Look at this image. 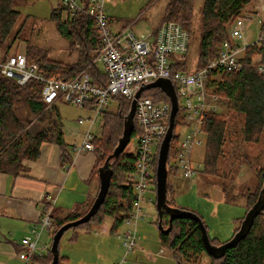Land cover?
Segmentation results:
<instances>
[{
    "label": "trees",
    "instance_id": "obj_1",
    "mask_svg": "<svg viewBox=\"0 0 264 264\" xmlns=\"http://www.w3.org/2000/svg\"><path fill=\"white\" fill-rule=\"evenodd\" d=\"M247 1L204 0L201 9L198 65L196 64L195 68H201L215 56L221 41L224 39H221V37L224 34L226 23L233 21L241 13L240 9ZM19 3H21V0H0V48H2L19 17V12L15 9ZM192 5L193 0H168L160 22L165 20L178 21L191 35ZM63 10L64 8L59 3L52 9L49 18L54 23L56 30L69 41L70 46L79 48L78 46L82 45L84 50L82 52L78 51L77 61L65 63L51 60L48 58L46 50L32 44H28L26 47L25 55L28 61H36L39 71L45 76L59 74L65 79H72L84 70L91 76L95 84L104 85L106 75L99 70L95 62H92L93 56L90 55L91 51H95V54H97L98 49V38L93 20L82 14L62 19ZM261 44L264 63V39H262ZM256 47V45H252L245 48L244 53L247 57L243 60L244 66L241 70L214 72L221 76V79L216 80L213 76V79L207 81V89L218 96L219 102L222 99L226 102V113L219 114L210 111L204 116L202 131L206 134V146L201 173L214 174L216 172L218 158L224 151L226 141L231 140L228 138L235 136L236 126H239L238 132L241 136V142L245 146L246 155L254 153L256 150L261 152L259 148L263 146L264 142V71L260 72L249 64V56L255 51ZM183 56L179 61L175 60L173 69L186 70L182 60ZM5 57L4 53L1 59L3 60ZM41 86L42 83L33 78L25 84L19 85L14 79L0 74V173L11 177L19 175V172L24 169L22 161L37 159L40 153V144L43 142H54L62 148L61 163L70 160L68 150L66 151L64 148L66 144L63 140L60 115L54 105L46 108L40 95ZM144 95L153 96L157 100H168L165 94L156 91H150ZM117 98L121 101V107L114 113H103L101 136L99 139H93L95 164L91 176L95 175L97 179V190L99 186L98 167L103 164L116 146L121 135V133L119 135L120 130L122 132L123 118L130 108V101L122 97ZM20 103H25L32 114L38 115L40 122L38 127L26 126L18 118L15 108ZM235 117L239 121L234 122ZM175 123L176 118L174 126ZM137 133L138 129L134 120L131 136L137 135ZM178 137L179 135L173 134L170 141L167 175L170 169L172 171L177 170L170 160L175 155L176 139ZM109 146H112V148L107 151ZM254 160L256 161V156ZM109 162H113V158ZM156 162L157 155L153 162L154 185ZM133 163L134 157L132 154L124 151L119 154L112 165V169L115 170H113L104 201L87 223L76 227L83 228L91 223L99 225L105 217H109L112 219L110 231L116 232L122 222L127 219L132 207L133 192L126 183L125 175L131 169ZM258 174L261 179L260 187L255 193L248 196L249 203L246 211L257 200L264 184V167L258 170ZM168 188L170 189L169 185L167 186V199L170 196ZM94 197L87 204L80 205L77 210L66 214L65 217L50 214L49 233L53 236L60 226L82 216L90 207ZM170 201L167 200L168 205L174 206ZM161 224L164 228L168 227V214L164 210L162 211ZM159 242L161 247L166 246L169 248L178 264H191V259L203 252L206 253L198 224L195 220L189 218L174 219L168 233L159 230ZM210 242L215 245L221 244L212 240ZM210 258V264H264V209L255 216L252 226L244 238L235 246L228 248L223 256L217 259L211 256ZM51 259L52 254L49 248V251L41 256L34 255L32 263L48 264ZM67 259L68 257L59 255L57 264H65L64 262Z\"/></svg>",
    "mask_w": 264,
    "mask_h": 264
},
{
    "label": "rangeland",
    "instance_id": "obj_2",
    "mask_svg": "<svg viewBox=\"0 0 264 264\" xmlns=\"http://www.w3.org/2000/svg\"><path fill=\"white\" fill-rule=\"evenodd\" d=\"M167 2L168 0H105L104 10L106 14L116 17L120 23H127L128 25L130 22L136 21L131 26L132 31L137 34H143L151 28L152 22L157 21L161 17ZM203 2L204 0H193L188 51L182 58L185 64L184 68L187 71H192L196 64L198 65L197 56ZM58 4L59 0H21V3L15 7L19 12V17L2 48H0V59L4 53L6 56L16 52L24 53L27 45L32 44L46 50L47 56L51 60L65 63L77 61L78 51L82 52L84 50L82 45L78 46L80 49L70 46L69 41L56 30L54 23L49 18L52 9ZM240 10L241 13L238 16L244 19L245 30L243 38L236 39V41L241 44L243 42L255 43L261 24L264 23V0H248ZM64 18L65 14L63 12L62 19ZM233 21L226 23L221 39L228 38ZM111 27L114 28L115 24H112ZM256 46L255 51L249 56V64L257 70L264 67V63L261 42L260 45ZM90 55L93 56L92 62L95 60L96 66L103 72L102 64L96 61L97 54H95V51H91ZM246 57L247 55L245 56L243 51L240 54L242 62H244L243 60ZM214 79L220 80L221 76L216 74ZM150 91L165 94L158 87L146 89L144 93ZM120 104L121 101L118 98H112L104 111L114 113L121 107ZM225 105L226 102L223 99L220 100L217 104L216 113L225 114ZM55 106L61 117L62 128L67 131V143H69V140L70 142L72 140L78 142L77 129H75L76 121L79 117L85 116L88 111L63 102H58ZM181 111L182 109L178 107L175 117L176 123L173 129L174 135H180L176 139V147L177 141L186 133L185 126L182 124ZM15 113L26 126L38 127L40 124L38 115L32 114L25 103L18 104L15 108ZM101 121L103 122V115L97 118L92 128L93 133L98 134ZM236 121L239 120L235 117L234 122ZM236 127L235 136L228 138L231 140L226 141L225 148H223L224 151L218 158L214 174L201 173L206 146V134L203 132L201 134V143L195 144L191 154L192 162L199 165L197 176L185 178L179 170L172 171L171 169L167 175V186L169 185L170 187V189L168 188L170 196L167 200H171L170 202L175 207L190 210L200 216L210 240L219 243L229 240L234 231L239 228L249 203L248 196L255 193L260 187L261 179L258 170L264 167V142L263 146L259 148L261 152L256 150L254 153L246 155L245 146L241 142V136L238 132L239 126ZM120 133L121 130L119 135ZM96 136V139H99L101 134ZM135 141L136 134L130 137L128 145L125 146L123 151L133 153ZM111 148L112 146H109L107 151H110ZM91 154L90 156H92ZM255 156L256 161L254 160ZM174 157L170 160L171 163ZM46 193H49L53 199V192L50 189ZM149 198H151V201ZM144 201L142 208L143 212L146 213V217L139 219L137 222L135 221V226L131 224L133 219L128 224L126 223L128 221L127 217L115 233L107 230L110 225L109 219H106V223L101 227L90 224L83 228L76 227L75 230L72 228L66 230L58 243L59 255L68 257L64 263L178 264L177 259L173 257L169 248L166 246L161 247L159 242V228L156 224L157 210L154 204V184L147 187ZM54 209L51 214L59 217L66 216L67 210L60 208L59 201ZM13 224L14 221H4V219L0 218V264H15L14 259H12L14 256L12 240H20L21 233L16 232L17 229L13 228ZM127 230L130 233L135 231L136 236H138V238L136 237L134 248L130 251H126L122 236L118 237V234H122ZM41 234L38 245L45 246L44 253H46L49 251L52 235L51 233L48 234L47 227L43 229ZM190 262L191 264H210L211 258L207 252H203L191 259Z\"/></svg>",
    "mask_w": 264,
    "mask_h": 264
},
{
    "label": "built area",
    "instance_id": "obj_3",
    "mask_svg": "<svg viewBox=\"0 0 264 264\" xmlns=\"http://www.w3.org/2000/svg\"><path fill=\"white\" fill-rule=\"evenodd\" d=\"M104 2L105 0H59L64 8L65 18L82 14L93 20L98 38L96 61L103 66V73L106 75L104 85L95 84L84 70L72 79H65L59 74L45 76L39 71L36 62L28 61L25 52H16L0 59V74L14 79L19 85L31 78L41 82L40 95L46 108L63 102L88 111L85 116L77 119L79 125L86 126L79 141L71 144V150L77 154L93 151V139L101 134L103 122L99 125L98 134L93 133L92 128L97 118L105 112L110 99L122 97L130 102L135 99L134 120L138 133L134 152H126L133 155L134 163L125 175L126 183L133 192L127 222L133 219L135 226V221L146 217L142 208L144 194L147 187L153 184V162L167 131L171 110L169 99L157 100L153 96L144 95L146 89L136 98L137 91L142 85L158 78L170 80L178 107L182 109L180 115L186 129V133L178 141L172 165L185 178L197 176L199 165L191 160L192 149L202 141L205 114L216 112L219 102L218 96L207 89V81L213 79L214 74L219 71H239L243 68L244 62L240 59V54L248 46L260 45L264 39V23L261 24L255 43L241 44L236 39L243 38L245 24L244 19L238 16L232 23L228 38L221 41L215 56L203 67L187 71L173 69L175 60L179 61L188 51L189 33L180 22L165 20L143 34L132 31L130 26L133 22L115 31L110 26ZM258 70L263 72L264 67ZM51 211V207H47L39 224L33 225L29 234L22 237L23 251L16 255L15 264H33L34 255L44 254L45 246H39L38 242L42 230L50 226ZM119 236L123 238L126 251L134 248L136 237L138 238L135 231L130 233L127 230L118 234Z\"/></svg>",
    "mask_w": 264,
    "mask_h": 264
},
{
    "label": "crops",
    "instance_id": "obj_4",
    "mask_svg": "<svg viewBox=\"0 0 264 264\" xmlns=\"http://www.w3.org/2000/svg\"><path fill=\"white\" fill-rule=\"evenodd\" d=\"M107 15L110 19V26L115 24L114 28L111 27L113 30L118 31L127 25V23H120L116 17L108 13ZM160 18L152 22L151 28L147 32L157 26ZM85 128V125L77 123L75 129H77L78 139H80V135ZM62 132L63 140L66 144L64 148L66 151L68 150L70 155L69 161L61 163L63 150L58 144L43 142L40 144V153L37 159H25L22 161L24 169L19 172V175L11 177L0 173V218L4 219V221H14L13 228L17 229L16 232L21 233L20 240H12L14 250L12 259H14V263H16V255L23 251L22 237L29 234L33 225L39 224L47 207H52L51 210H55V205L59 201L60 208L67 210L66 214H68L77 210L80 205L90 202L96 194L97 179L95 175L91 176L95 164L93 151L74 153L71 150V144L76 140L71 142L69 140V143H67V131L62 128ZM90 153H92V156H90ZM73 165L74 167H72ZM48 189L53 192V199L49 193H46ZM43 191L45 192L44 194ZM106 219L110 220L107 230L111 232L112 219L109 217H105L99 225L94 223H91V225L101 227L106 223ZM126 223L128 224L129 222L126 221ZM131 224L133 223L131 222ZM48 234H50L49 230Z\"/></svg>",
    "mask_w": 264,
    "mask_h": 264
},
{
    "label": "water",
    "instance_id": "obj_5",
    "mask_svg": "<svg viewBox=\"0 0 264 264\" xmlns=\"http://www.w3.org/2000/svg\"><path fill=\"white\" fill-rule=\"evenodd\" d=\"M151 87H158L160 90H162L171 103L169 125L158 149V156L155 169V205L158 217V228L161 232L168 233L171 229L172 221L174 219L189 218L195 220L200 230V237L204 244L205 251L212 258L217 259L223 256L228 248L235 246L242 238L247 235L252 226L255 216L261 211H263L264 184L260 190L257 200L246 211L239 228L233 233L231 238L219 245L211 243L206 232V227L201 218L196 213L190 210H184L175 206L168 205L167 203V159L169 145L173 135L174 121L178 111V105L174 87L171 84L170 80L166 78H158L151 83L142 85L135 95L136 98L140 95L141 91H143L144 89H149ZM134 111L135 99L130 102L129 111L123 118L122 132L117 140L116 146L114 147L112 153L104 160L103 164L98 167L97 177L99 186L94 200L92 201L88 210L82 216H80L76 220L66 222L56 230V232L52 236V241L50 245L52 259L48 264H57L58 262V243L62 234L69 228H73L78 225L87 223L90 218L95 215L100 205L104 201L113 173V162H109V160L113 158V161H115L118 158L119 154L123 152L125 146L128 144L134 127ZM163 210L166 211L168 214L167 228H164L161 224V216Z\"/></svg>",
    "mask_w": 264,
    "mask_h": 264
},
{
    "label": "bare ground",
    "instance_id": "obj_6",
    "mask_svg": "<svg viewBox=\"0 0 264 264\" xmlns=\"http://www.w3.org/2000/svg\"><path fill=\"white\" fill-rule=\"evenodd\" d=\"M86 17V16H85ZM94 54V53H93ZM204 63H206V62H204ZM92 65V64H91ZM203 67V66H202ZM95 80V79H94ZM158 91V90H157ZM145 94V93H144ZM161 94V93H160ZM162 97H164L163 95H162ZM167 99V98H166ZM170 156V155H169ZM168 165V164H167Z\"/></svg>",
    "mask_w": 264,
    "mask_h": 264
}]
</instances>
